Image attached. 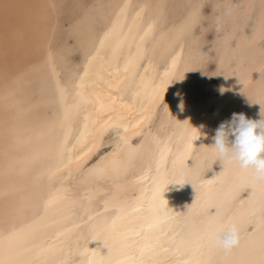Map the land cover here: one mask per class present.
Here are the masks:
<instances>
[{
    "label": "bare ground",
    "instance_id": "obj_1",
    "mask_svg": "<svg viewBox=\"0 0 264 264\" xmlns=\"http://www.w3.org/2000/svg\"><path fill=\"white\" fill-rule=\"evenodd\" d=\"M262 106L264 0H0V264H264Z\"/></svg>",
    "mask_w": 264,
    "mask_h": 264
},
{
    "label": "clouds",
    "instance_id": "obj_2",
    "mask_svg": "<svg viewBox=\"0 0 264 264\" xmlns=\"http://www.w3.org/2000/svg\"><path fill=\"white\" fill-rule=\"evenodd\" d=\"M216 30H220L219 21ZM183 107L181 98L179 108L183 110ZM260 116L261 119L253 120L243 113H233L230 120L222 122L216 129L211 145L218 155L217 161L223 166L225 162H235L241 169L251 170L254 182H264V106ZM213 239L219 248L230 252L240 243V231L234 224H221L217 226Z\"/></svg>",
    "mask_w": 264,
    "mask_h": 264
},
{
    "label": "rangeland",
    "instance_id": "obj_3",
    "mask_svg": "<svg viewBox=\"0 0 264 264\" xmlns=\"http://www.w3.org/2000/svg\"><path fill=\"white\" fill-rule=\"evenodd\" d=\"M210 43H208L206 46H205V49H208L209 47H210ZM107 146V144L104 146V147H106Z\"/></svg>",
    "mask_w": 264,
    "mask_h": 264
}]
</instances>
